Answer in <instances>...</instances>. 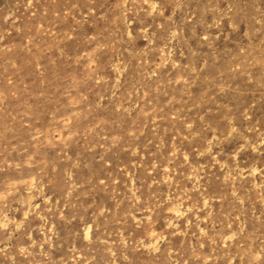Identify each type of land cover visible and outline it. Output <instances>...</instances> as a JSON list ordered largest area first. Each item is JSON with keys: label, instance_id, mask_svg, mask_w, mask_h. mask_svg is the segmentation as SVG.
Returning a JSON list of instances; mask_svg holds the SVG:
<instances>
[{"label": "rangeland", "instance_id": "rangeland-1", "mask_svg": "<svg viewBox=\"0 0 264 264\" xmlns=\"http://www.w3.org/2000/svg\"><path fill=\"white\" fill-rule=\"evenodd\" d=\"M0 264H264V0H0Z\"/></svg>", "mask_w": 264, "mask_h": 264}]
</instances>
